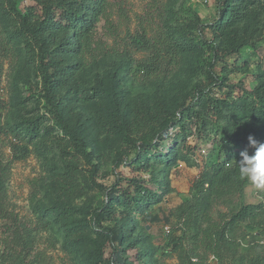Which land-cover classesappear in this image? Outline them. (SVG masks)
Returning <instances> with one entry per match:
<instances>
[{
  "label": "rangeland",
  "instance_id": "374dc122",
  "mask_svg": "<svg viewBox=\"0 0 264 264\" xmlns=\"http://www.w3.org/2000/svg\"><path fill=\"white\" fill-rule=\"evenodd\" d=\"M216 1L109 0L106 14L93 33V43L82 60L86 67L75 79L76 86L92 89L101 85L118 100L125 97V101L141 107L139 115L143 118L146 107L158 101L175 120L179 118L177 108L182 101L204 113L194 87L207 82V50L184 55L173 64L164 60L151 65L149 54L138 49V42L159 41L191 11L203 23H211L216 18ZM20 8L24 14L40 13L35 0H24ZM16 26L20 24L12 17L0 15V264L109 263L113 247L108 241L101 246L103 235L94 226L96 212L111 204L104 189L113 184L128 188L127 181L131 179L139 180L155 201L130 213L133 224L126 225L124 243L120 246L128 264H252L255 255L264 250V234L249 230L245 223L227 228L225 239L234 243L223 246L220 257L209 250L206 234L213 224L223 226L245 205L264 204V190L251 184L241 193L224 197L201 190L202 173L223 157L219 150L223 143L221 136L207 130L211 125L200 133L189 124L184 136L179 134V126L171 129L159 147L168 153L164 161L152 157L146 168L118 166L113 163L114 155L124 156L131 146L124 135L104 133L97 117L101 109H112V102L73 98L66 100L68 112L84 117L80 129L99 156L96 169L92 171L83 157L72 158L74 150L68 147L67 140L56 138L59 131L54 132L53 138L34 140L24 146L27 153L21 156V147H16L12 136L1 130L11 129L24 117L46 114V110L38 97L41 85L34 65L35 52L29 54L21 41H11ZM258 39L256 51L247 48L239 59L229 58L230 85L249 91L256 87L253 74L264 73V17ZM248 58L250 70L245 69L243 62ZM228 115L234 118L232 122L211 121L232 133L243 131L241 111L233 109ZM47 119L45 126L54 125ZM160 126L144 121L133 129L132 136L137 141L144 138L156 141ZM184 145L188 148L183 149ZM68 164L80 171L77 182L84 188L78 198H69L57 190V180ZM122 210L114 206L118 223L122 221ZM148 217L158 219L150 222ZM110 225L102 221L97 228L102 230ZM72 227L85 232L69 241L64 231ZM174 243L179 244L175 247Z\"/></svg>",
  "mask_w": 264,
  "mask_h": 264
},
{
  "label": "trees",
  "instance_id": "16d2710c",
  "mask_svg": "<svg viewBox=\"0 0 264 264\" xmlns=\"http://www.w3.org/2000/svg\"><path fill=\"white\" fill-rule=\"evenodd\" d=\"M40 13L24 14L20 8L24 0H0V15L12 17L20 27L16 26L12 42L21 41L27 52H35L34 65L40 79L39 100L43 102L46 114L31 118H22L11 129H2L6 136H12L16 147H21L20 153L24 157L27 150L24 146L34 140L52 137L59 131L58 140H67L68 147L73 148L72 158L83 157L96 169L98 154L90 148L86 137L81 131L84 117L82 114L71 115L68 112L67 101L73 98L85 102L109 101L113 108L100 110L97 114L99 128L109 136L124 135L130 150L121 156L114 155L115 165L149 166L150 158L158 157L164 161L167 152L159 150L160 145L169 136L171 129L180 127L179 134L187 133V126H196L198 132L202 128L214 131L221 136L220 146L222 159L211 169H205L201 175L200 188L211 196L224 197L243 192L249 184L239 179L238 161L240 153L247 151L252 155L255 151L249 145V136L258 143H264V73L253 74L256 77V87L249 91L243 87H236L228 83V60L240 58L242 52L250 48H258V33L264 17V0H217L216 18L208 24L201 21L198 14L186 13L183 22L176 27H170L162 39L152 42L147 39L139 41V50L149 54L151 65L160 64L167 60L173 64L184 55L194 54L199 49H206L208 62L206 63L205 84L194 87L197 102L204 108V113L191 109L187 101H182L177 108V120L173 119L166 106L158 101L153 106L146 107L145 118L139 114L140 108L130 104L125 97L118 100L115 95L99 85L92 89H78L75 79L85 70L82 61L87 49L93 43V33L106 14L109 0H35ZM80 57L73 63V59ZM244 67L250 70V59H243ZM149 65V64H148ZM237 90L239 92L237 93ZM233 109L242 113L239 119L245 125L243 131L232 133L224 126L212 119L228 120ZM130 110L129 113H125ZM208 117H207V116ZM54 122L52 126H45L47 117ZM207 118H210L207 119ZM47 119V120H50ZM161 124L157 140L134 139L133 129L144 121ZM209 120V121H208ZM236 120V119H235ZM238 120V119H237ZM250 129H247V125ZM198 126H201L200 128ZM205 132H208V131ZM188 147L184 145L183 149ZM21 157V158H22ZM80 171L78 167L68 164L64 175L57 180V190L69 198H78L84 186L77 182ZM128 188H121L117 184L104 189L108 203L104 209L96 212V231L102 233L101 246L110 242L113 254L107 264H128L122 254L120 246L124 243L128 223L133 224L130 213L138 208H145L152 204L155 198L151 192L139 183L137 179L128 180ZM100 187V184L96 183ZM122 208V221L117 222L114 217V206ZM66 215L65 212H63ZM67 216V215H66ZM66 218V217H65ZM150 222H156L157 217H148ZM110 222V226L102 230L101 222ZM245 223L246 227L258 234H264V204H249L240 208L224 225L213 224L209 238V250L219 257L221 248L228 242L225 239L227 228H236ZM65 236L69 241L78 239L85 231L79 227L65 229ZM101 235V236H102ZM179 243H174L175 247ZM252 264H264V250L258 252L252 259Z\"/></svg>",
  "mask_w": 264,
  "mask_h": 264
},
{
  "label": "clouds",
  "instance_id": "9594fccd",
  "mask_svg": "<svg viewBox=\"0 0 264 264\" xmlns=\"http://www.w3.org/2000/svg\"><path fill=\"white\" fill-rule=\"evenodd\" d=\"M248 140L255 151L252 155H249L247 151L240 153L239 179L246 180L256 189L264 190V143H258L251 136Z\"/></svg>",
  "mask_w": 264,
  "mask_h": 264
}]
</instances>
